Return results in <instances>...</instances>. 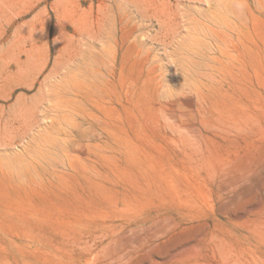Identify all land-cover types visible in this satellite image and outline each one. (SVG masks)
Instances as JSON below:
<instances>
[{
    "label": "rangeland",
    "instance_id": "obj_1",
    "mask_svg": "<svg viewBox=\"0 0 264 264\" xmlns=\"http://www.w3.org/2000/svg\"><path fill=\"white\" fill-rule=\"evenodd\" d=\"M0 264H264V0H0Z\"/></svg>",
    "mask_w": 264,
    "mask_h": 264
}]
</instances>
